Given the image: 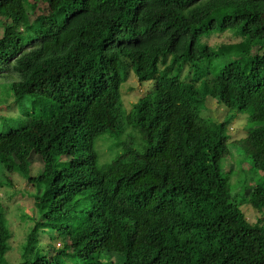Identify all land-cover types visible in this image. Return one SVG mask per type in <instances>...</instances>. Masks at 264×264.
I'll use <instances>...</instances> for the list:
<instances>
[{"label": "trees", "instance_id": "16d2710c", "mask_svg": "<svg viewBox=\"0 0 264 264\" xmlns=\"http://www.w3.org/2000/svg\"><path fill=\"white\" fill-rule=\"evenodd\" d=\"M213 34L241 48L217 54L202 40ZM131 70L150 86L127 111ZM9 72L17 102L55 105L0 132V189L11 202L19 174L31 187L20 204L38 221L21 239L34 256L17 264H264V222L242 209L264 214V0H0ZM211 99L227 120L201 117ZM235 114L248 129L231 140ZM245 173L261 181L238 196ZM0 211L1 264L11 236ZM118 220L135 223L127 247ZM40 228L63 238L51 256L37 250Z\"/></svg>", "mask_w": 264, "mask_h": 264}, {"label": "rangeland", "instance_id": "374dc122", "mask_svg": "<svg viewBox=\"0 0 264 264\" xmlns=\"http://www.w3.org/2000/svg\"><path fill=\"white\" fill-rule=\"evenodd\" d=\"M202 40H206L205 42L209 44L210 47L215 49V52L220 55L232 54L233 51H236L241 48L237 47V40L232 38L230 34H213L210 36L203 37ZM226 62L227 58H223L222 56L220 58L221 65H224ZM176 67L177 65H175V71ZM14 78L15 77H13L10 72L6 74H0V132H8L11 129H18L24 126L28 119L27 113L34 114L37 117L39 116V114H43L42 116H39V118L44 120L45 117H48L47 115H44V113L46 111L54 110L55 108V105L53 103L47 101H40L35 97L23 98L20 102H17L15 98L11 96V94L8 92L9 83L12 82ZM149 86V82L140 83L132 70L127 73L126 80L120 88L122 101L127 111L131 109V106L136 103L137 99L144 94V92L148 89ZM200 114L201 117L210 118L211 121L214 120L219 122L227 120L229 116V112L224 108V106H219L216 101L212 99L206 101L205 104L200 106ZM244 117L245 115L235 114L233 120L229 122L227 130L228 134L231 137V140H238L240 138L245 137L246 132L244 131V126L247 130L248 124L246 123V119ZM105 152H109L107 147L101 151H98V162L100 164L110 160L109 154H105ZM117 152H119L118 149ZM232 157L233 160L237 161V154L233 153ZM228 165L230 166L229 169L233 167L235 171H244L247 163L241 166L239 163L234 161ZM41 170L42 167H40V164L37 161L33 160L30 167V175H38ZM12 176L16 178L17 190H14V194L12 198H10L11 202H8L6 200V196H4L3 191L0 189V203L6 206L7 208V211L3 213L1 223L4 225L6 231L11 236L10 239L7 240V244L9 245L10 249L3 256V262L1 264H3L4 261L10 262L5 264H17L18 262H21L26 256L31 260L34 256L33 253L36 249L35 248L31 252L25 253L22 248L23 244L21 241L22 236L25 234V230L28 231L32 226H35V223L38 222L36 219L33 220L32 218H27L25 216V211L20 204V201H23V203H27V200H25V198L31 192V187L27 186L26 181L19 174L14 173L12 174ZM236 177H239V175H235V177L233 178ZM19 178L22 180V182L19 181ZM2 179L3 177L0 176V180ZM260 181L261 176L259 174H242L239 182L237 183L238 192L235 191V193L240 196L244 184H252L254 186L260 183ZM22 196L23 199H20ZM30 203H32V201ZM246 208L247 206H242L246 218L250 221L251 224L260 225L262 221L264 222L263 213L260 214L256 211L251 210L250 208ZM0 212L2 213V211ZM112 226L113 234L117 238V240L122 243L125 247L129 246L131 241L133 240L134 231L136 229L135 223L133 221L128 220H118L113 223ZM40 229L42 231H39L37 236H39L41 240H39L36 246L38 247L37 250L41 253L43 249V253L47 254L48 256H51L52 251L55 250V246L58 247V242H61L63 238L59 237L56 232L49 233L47 231H43V228Z\"/></svg>", "mask_w": 264, "mask_h": 264}]
</instances>
